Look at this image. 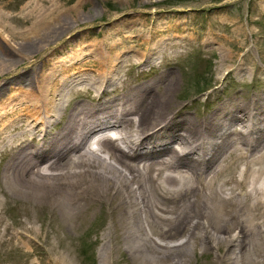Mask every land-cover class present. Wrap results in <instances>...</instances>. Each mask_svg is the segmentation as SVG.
Here are the masks:
<instances>
[{"label":"bare ground","instance_id":"6f19581e","mask_svg":"<svg viewBox=\"0 0 264 264\" xmlns=\"http://www.w3.org/2000/svg\"><path fill=\"white\" fill-rule=\"evenodd\" d=\"M0 19L7 29V15ZM55 22L48 16L14 31L23 40L17 51L2 38L0 115L8 118L11 104L31 112L20 111L0 131L7 132L3 196L46 208L66 225L105 208V232L121 234L129 247H148L147 264H170L155 247H240L229 264L252 258V247H264V89L193 116L174 96L172 72L138 83L121 77L124 67L154 60L164 40L144 36L132 46L148 42L147 52L103 41L63 57L54 51L64 41L54 43L63 34L72 44L80 30ZM230 55L220 65L235 60ZM87 61L90 68H76ZM1 205L0 242L9 232L35 231L3 224Z\"/></svg>","mask_w":264,"mask_h":264},{"label":"rangeland","instance_id":"374dc122","mask_svg":"<svg viewBox=\"0 0 264 264\" xmlns=\"http://www.w3.org/2000/svg\"><path fill=\"white\" fill-rule=\"evenodd\" d=\"M0 12L7 15L8 25L3 29L0 24L3 33L0 58L4 36L17 51L23 40L12 33L29 30L33 23L45 21L48 16L55 24L68 22L80 30L72 44L65 43L67 36L63 34L54 43L60 45L64 41L54 51L63 57L72 53L83 55L103 46V41L109 45L119 41L118 51L147 52L143 50L148 42H143L140 48L132 46L138 45L144 36L150 41L164 40L166 44L155 51L154 60L126 66L120 76L138 83L161 71L172 72L177 80L174 96L193 116L213 110L229 99L251 97L264 89V0H0ZM48 48L46 51L52 49ZM105 48L111 50L109 46ZM226 53L235 60H223L220 65ZM88 58L91 57L84 60ZM239 58L244 62L239 63ZM82 62L77 69L92 66L89 61ZM238 63L239 67H232ZM2 73L0 66V81ZM8 91L11 96L13 91ZM3 103L2 95L0 114ZM16 108L11 104L14 111L8 118L0 115V131L20 111L31 113L25 107ZM5 133L6 130L0 133L1 190L4 161L1 137ZM0 199L3 224L19 229L24 223L35 228L24 237L12 232L4 235V241L0 242V264H147L148 247H129L121 234L105 232L104 227L109 223L105 208L97 209L79 225H66L46 208L26 207L22 201L4 197L2 191ZM155 248L162 252L161 260L170 264H229L233 252L240 247ZM252 248V258L237 256L240 264H264V247Z\"/></svg>","mask_w":264,"mask_h":264}]
</instances>
